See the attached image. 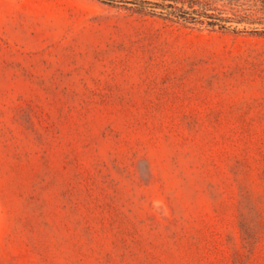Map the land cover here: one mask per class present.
<instances>
[{
	"label": "rangeland",
	"instance_id": "374dc122",
	"mask_svg": "<svg viewBox=\"0 0 264 264\" xmlns=\"http://www.w3.org/2000/svg\"><path fill=\"white\" fill-rule=\"evenodd\" d=\"M0 264H264V0H0Z\"/></svg>",
	"mask_w": 264,
	"mask_h": 264
}]
</instances>
